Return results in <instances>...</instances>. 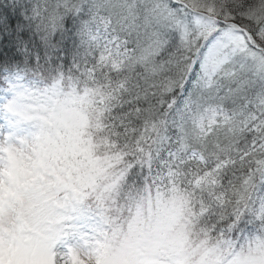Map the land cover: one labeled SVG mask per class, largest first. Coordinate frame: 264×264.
Instances as JSON below:
<instances>
[{
  "label": "snow or ice",
  "instance_id": "6c2138e0",
  "mask_svg": "<svg viewBox=\"0 0 264 264\" xmlns=\"http://www.w3.org/2000/svg\"><path fill=\"white\" fill-rule=\"evenodd\" d=\"M0 115L2 264H86L33 222L69 155L168 264H264V0H0Z\"/></svg>",
  "mask_w": 264,
  "mask_h": 264
},
{
  "label": "rangeland",
  "instance_id": "374dc122",
  "mask_svg": "<svg viewBox=\"0 0 264 264\" xmlns=\"http://www.w3.org/2000/svg\"><path fill=\"white\" fill-rule=\"evenodd\" d=\"M33 131L35 129L26 125L22 135L31 137ZM81 174L77 158L69 155L60 160L57 175L46 173L45 179L38 180V184L43 186L41 191H44L45 198L38 206L34 224L41 228L54 227L55 221L60 219L70 231L74 226L76 235L72 242L81 247L86 264H111L113 252L121 249L128 252L137 264H168L173 255L170 245L172 234L156 235L143 225L133 233L130 226L134 220V210L122 209L124 207L119 206L116 193H113L115 199L108 201L78 195L80 192L91 193V189L83 187L77 179ZM50 180L55 183L49 184ZM73 180H77L78 189L74 188ZM52 194L55 201L46 199ZM95 196L96 193H92V197ZM22 264H47V261L43 256H34Z\"/></svg>",
  "mask_w": 264,
  "mask_h": 264
},
{
  "label": "trees",
  "instance_id": "16d2710c",
  "mask_svg": "<svg viewBox=\"0 0 264 264\" xmlns=\"http://www.w3.org/2000/svg\"><path fill=\"white\" fill-rule=\"evenodd\" d=\"M78 176H79V174H77ZM79 181H80V179L79 178H77ZM77 180L76 181H74L73 180V186H74V188H76V189H78L77 188ZM92 193H94L95 194V192H92L91 191V195H92ZM116 194H117V196H116V198H119V206L120 207H124V208H122V209H124V210H129V209H131V210H134L133 208H131L130 206H129V203L128 202H126L124 199H122L121 198V194L119 193V192H115ZM115 195V194H114ZM106 200V201H108V200H110V199H115V197L113 196V193H106L105 195H104V197H103V200ZM105 201V202H106ZM123 202L125 203V206H123ZM89 206H91V207H93L94 208V206L93 205H91V204H89ZM146 210L147 211H145L144 212V214H145V217L147 218L149 215H150V213H149V211H148V209L146 208ZM123 216H126V215H123Z\"/></svg>",
  "mask_w": 264,
  "mask_h": 264
}]
</instances>
